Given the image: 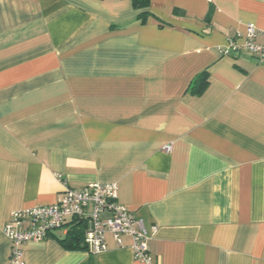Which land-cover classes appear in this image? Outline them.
I'll return each mask as SVG.
<instances>
[{
  "label": "crops",
  "instance_id": "0c3cea01",
  "mask_svg": "<svg viewBox=\"0 0 264 264\" xmlns=\"http://www.w3.org/2000/svg\"><path fill=\"white\" fill-rule=\"evenodd\" d=\"M247 24L264 43V0H0V264L13 212L92 183L117 184L149 264H264V61L216 50ZM71 223L24 264H146L126 236L64 249Z\"/></svg>",
  "mask_w": 264,
  "mask_h": 264
},
{
  "label": "built area",
  "instance_id": "2783aa9c",
  "mask_svg": "<svg viewBox=\"0 0 264 264\" xmlns=\"http://www.w3.org/2000/svg\"><path fill=\"white\" fill-rule=\"evenodd\" d=\"M260 35L253 24H247L243 33L235 34L224 46L217 47V53L221 57L248 53L261 63L264 61V43L256 41ZM117 192L115 183H92L81 189L65 188L53 205L13 212L3 227V233L11 242L9 264H24L23 244L41 242L54 230L77 219L87 223L84 243L89 252L104 251L106 235H110L118 246H121V238L126 236L132 241L134 258L149 264L151 257L146 232L141 221L117 203Z\"/></svg>",
  "mask_w": 264,
  "mask_h": 264
},
{
  "label": "trees",
  "instance_id": "16d2710c",
  "mask_svg": "<svg viewBox=\"0 0 264 264\" xmlns=\"http://www.w3.org/2000/svg\"><path fill=\"white\" fill-rule=\"evenodd\" d=\"M132 6L135 10L146 9L149 6V0H131ZM139 18L144 21L145 14L142 13ZM207 72L196 76L191 83L190 90L193 94H201L207 86ZM198 82V83H197ZM87 229V223L84 220H73L65 237L58 240L60 245L69 251L87 250L84 243V235Z\"/></svg>",
  "mask_w": 264,
  "mask_h": 264
}]
</instances>
